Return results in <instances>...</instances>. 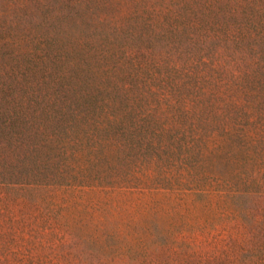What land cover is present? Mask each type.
Masks as SVG:
<instances>
[{"label": "rangeland", "instance_id": "obj_1", "mask_svg": "<svg viewBox=\"0 0 264 264\" xmlns=\"http://www.w3.org/2000/svg\"><path fill=\"white\" fill-rule=\"evenodd\" d=\"M236 108L213 118L231 135L239 130L236 153L213 145L228 142L221 131L185 135L168 116L162 144L150 149L144 135L121 131L97 145L76 116L57 117L56 128L35 110L44 130L31 128L14 152L0 147V182L17 187L13 199L0 190V264H264V216L255 211L264 207V112L240 118ZM257 138L262 151L252 147Z\"/></svg>", "mask_w": 264, "mask_h": 264}, {"label": "trees", "instance_id": "obj_2", "mask_svg": "<svg viewBox=\"0 0 264 264\" xmlns=\"http://www.w3.org/2000/svg\"><path fill=\"white\" fill-rule=\"evenodd\" d=\"M101 1L0 0V147L14 152L31 128L44 130L46 117L59 128L66 115L96 132L97 145L127 132L144 135L151 149L162 144L168 116L178 120L170 129L185 135L221 131L228 142L213 145L236 153L239 130L231 135L213 118L228 103L240 118L263 115L264 0ZM37 109L45 119H35ZM259 143L252 147L262 151ZM190 149L183 145L191 156ZM15 188L0 182L8 198ZM255 209L264 216L263 206Z\"/></svg>", "mask_w": 264, "mask_h": 264}]
</instances>
